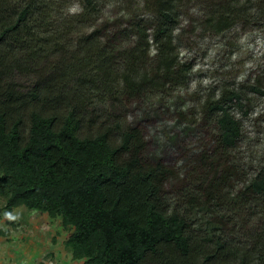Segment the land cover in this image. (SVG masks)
<instances>
[{"label": "trees", "instance_id": "1", "mask_svg": "<svg viewBox=\"0 0 264 264\" xmlns=\"http://www.w3.org/2000/svg\"><path fill=\"white\" fill-rule=\"evenodd\" d=\"M183 14L202 38H228L264 27V0H0V218L17 206L59 218L75 264H264V161L244 163L241 119L245 93L264 101V66L190 87ZM180 90L219 160L174 200L166 184L188 172L148 158L128 117Z\"/></svg>", "mask_w": 264, "mask_h": 264}, {"label": "rangeland", "instance_id": "2", "mask_svg": "<svg viewBox=\"0 0 264 264\" xmlns=\"http://www.w3.org/2000/svg\"><path fill=\"white\" fill-rule=\"evenodd\" d=\"M73 9L77 10L78 5L74 4L71 7ZM187 12L185 18L188 20L187 17L191 15L194 23L193 19H201L202 7L191 6ZM186 22L185 20V25L182 24L184 30L179 38L183 56L194 64L190 87L195 89L198 83L202 86L215 83L222 73L227 81L235 80L237 83H244L251 76L263 73L264 27L254 31L240 28L228 38L212 34H206L202 38ZM248 94L244 95L245 103L250 105L247 108L251 111L241 119L244 129L243 161L249 168L252 163L262 164L264 161V101L254 95L249 97ZM193 102L188 93L182 90L158 97L151 96L134 103L128 117L143 133L148 158L160 160L175 171L186 169L188 172L187 177L170 179L166 184V192L174 200H177L176 193L182 180L195 182L197 174H214L219 160L216 146L211 143L213 126L202 117L191 114ZM178 111L192 115L195 119L184 122L177 116ZM235 163L240 165L237 160ZM1 215L0 264H35L49 255L51 258L43 263L71 264L70 254L62 244L67 231L61 228L59 218H51L25 206H17ZM191 216L194 221L200 222L203 214ZM27 245L33 246L34 250L27 256H21L20 253L27 254Z\"/></svg>", "mask_w": 264, "mask_h": 264}, {"label": "crops", "instance_id": "3", "mask_svg": "<svg viewBox=\"0 0 264 264\" xmlns=\"http://www.w3.org/2000/svg\"><path fill=\"white\" fill-rule=\"evenodd\" d=\"M25 249H26V251H27V254H21L20 253V255L21 256H27V255H29L33 250H34V248H33V246H30V245H27L26 247H25ZM24 250V249H23ZM22 252V251H21ZM51 257V256H50ZM47 259V258H46ZM44 260V258L43 259H39L38 261H36L35 262V264H43L41 261H43ZM56 264H58V263H56Z\"/></svg>", "mask_w": 264, "mask_h": 264}, {"label": "clouds", "instance_id": "4", "mask_svg": "<svg viewBox=\"0 0 264 264\" xmlns=\"http://www.w3.org/2000/svg\"><path fill=\"white\" fill-rule=\"evenodd\" d=\"M73 11H75V9H73ZM12 210H13V209H12ZM44 214H46V213H44ZM49 253H51V252H49ZM50 256H51V255H49V257H48L47 259L44 257V260H49V259L51 258ZM44 260L42 261V263L45 262ZM54 263H55V262H54ZM74 263H76V262H75V261H72V262H71V264H74ZM43 264H46V263H43Z\"/></svg>", "mask_w": 264, "mask_h": 264}]
</instances>
